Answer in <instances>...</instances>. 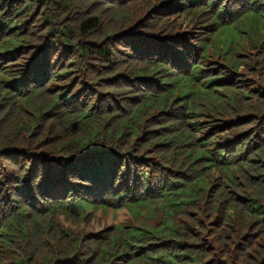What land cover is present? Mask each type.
I'll return each instance as SVG.
<instances>
[{
    "label": "trees",
    "instance_id": "trees-1",
    "mask_svg": "<svg viewBox=\"0 0 264 264\" xmlns=\"http://www.w3.org/2000/svg\"><path fill=\"white\" fill-rule=\"evenodd\" d=\"M0 264H264V0H0Z\"/></svg>",
    "mask_w": 264,
    "mask_h": 264
},
{
    "label": "rangeland",
    "instance_id": "rangeland-1",
    "mask_svg": "<svg viewBox=\"0 0 264 264\" xmlns=\"http://www.w3.org/2000/svg\"><path fill=\"white\" fill-rule=\"evenodd\" d=\"M111 214L107 215V217L105 218L103 214L99 212L97 219L92 222V225H91L92 229L95 231H102L105 227L112 226L114 220ZM117 217H118L119 222L123 221L127 218V212L126 211L118 212ZM99 218L101 219L100 221H98Z\"/></svg>",
    "mask_w": 264,
    "mask_h": 264
}]
</instances>
